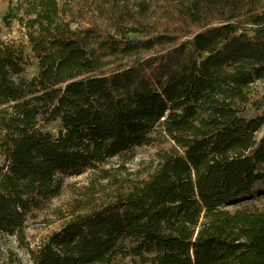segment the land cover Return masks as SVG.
I'll list each match as a JSON object with an SVG mask.
<instances>
[{
	"label": "trees",
	"instance_id": "1",
	"mask_svg": "<svg viewBox=\"0 0 264 264\" xmlns=\"http://www.w3.org/2000/svg\"><path fill=\"white\" fill-rule=\"evenodd\" d=\"M157 6L177 24L149 36ZM13 20L26 41L0 38V233L31 264H264V114L244 116L264 0H18ZM165 139L146 178L29 248L27 215L61 175Z\"/></svg>",
	"mask_w": 264,
	"mask_h": 264
},
{
	"label": "rangeland",
	"instance_id": "2",
	"mask_svg": "<svg viewBox=\"0 0 264 264\" xmlns=\"http://www.w3.org/2000/svg\"><path fill=\"white\" fill-rule=\"evenodd\" d=\"M18 0H0V38L6 41H26L23 30L16 20L9 25L3 21L8 5ZM61 5L65 1L57 0ZM161 5V4H160ZM86 18H91L90 14ZM96 19L98 23L102 19ZM87 25L88 23H84ZM149 29V36H155L176 25V21L165 9L157 6L156 13L145 19ZM130 38L140 36L130 35ZM146 55V54H145ZM143 55V56H145ZM142 57V56H141ZM136 58L122 61L120 64L111 65L109 68H125L131 65ZM37 66L27 67L24 76L32 78L36 75ZM251 98V105L247 106L244 116L254 118L264 114V78L256 80L247 87ZM59 123L53 122L46 126L47 131L56 135ZM264 135V125L256 132V138ZM171 142L166 139L157 140L151 145L135 147L130 155L114 157L106 164L97 168H80L61 175L63 187L60 193L50 197L41 209L33 210L27 215L25 222V242L29 248H36L51 233L58 231L75 213H84L94 206L101 205L113 198L118 192L127 191L130 185L137 180L147 177V174L157 163V154L171 148ZM254 204L256 207H264V182L256 184L254 189ZM260 193V194H259ZM92 203L91 205H88ZM0 264H31L26 248L19 245L15 236L0 233Z\"/></svg>",
	"mask_w": 264,
	"mask_h": 264
}]
</instances>
